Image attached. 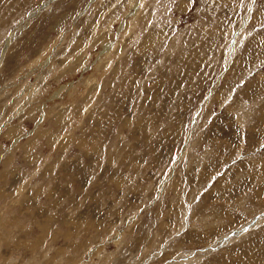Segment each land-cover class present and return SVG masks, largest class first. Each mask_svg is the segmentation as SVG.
Segmentation results:
<instances>
[{"label": "rangeland", "instance_id": "1", "mask_svg": "<svg viewBox=\"0 0 264 264\" xmlns=\"http://www.w3.org/2000/svg\"><path fill=\"white\" fill-rule=\"evenodd\" d=\"M0 264H264V0H0Z\"/></svg>", "mask_w": 264, "mask_h": 264}]
</instances>
